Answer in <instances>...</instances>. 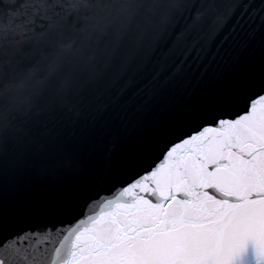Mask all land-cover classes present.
Masks as SVG:
<instances>
[{
	"label": "snow or ice",
	"instance_id": "6c2138e0",
	"mask_svg": "<svg viewBox=\"0 0 264 264\" xmlns=\"http://www.w3.org/2000/svg\"><path fill=\"white\" fill-rule=\"evenodd\" d=\"M136 15L87 103L37 117L0 149V264H235L249 242L264 264V0H142ZM213 45V75L189 71ZM60 114L123 145L55 197L69 215L94 189L93 214L70 227L8 197L24 169L56 161Z\"/></svg>",
	"mask_w": 264,
	"mask_h": 264
},
{
	"label": "clouds",
	"instance_id": "9594fccd",
	"mask_svg": "<svg viewBox=\"0 0 264 264\" xmlns=\"http://www.w3.org/2000/svg\"><path fill=\"white\" fill-rule=\"evenodd\" d=\"M141 2L23 0L12 12L4 5L16 0H0V149L27 134L37 117L56 109H80L81 97L138 26ZM70 16L76 23H69ZM74 165L80 166L63 154L38 170L44 175Z\"/></svg>",
	"mask_w": 264,
	"mask_h": 264
},
{
	"label": "water",
	"instance_id": "95a60500",
	"mask_svg": "<svg viewBox=\"0 0 264 264\" xmlns=\"http://www.w3.org/2000/svg\"><path fill=\"white\" fill-rule=\"evenodd\" d=\"M22 3L23 0H16V3L4 5V7L10 9L12 12H17ZM23 19L22 15L18 17L20 21ZM69 23H76L74 17H69ZM220 39H223V37ZM231 43L230 37L228 45H225V47L231 45ZM215 52L216 47L213 45L203 62L198 66L193 63L189 71L194 72L195 75H199L205 70V66L208 65L205 76L206 78L212 76L216 63L213 60ZM210 61H212L211 65L209 64ZM89 99L88 92H85L82 103H87ZM244 106L245 100L241 98L238 107L243 109ZM58 118L62 121L58 126L61 134L56 137V146L52 152V156L53 158H58L63 154H70L75 161L79 162L80 166L55 168L50 170L46 175H41L37 171V166L32 164L19 174L15 187L8 192V197L11 201L41 204L44 206L46 214L52 215L57 226L70 227L85 219L88 215L93 214L92 210L88 208V204L92 202L88 197L90 196L92 199H98V197L95 196L94 189L89 191L86 196L81 197L75 210L69 215L57 213L54 203L55 197L57 194L66 192L74 186L91 181L100 162L107 156H111L113 159L119 158L123 145L120 142L114 141L112 132L92 125L83 117L73 121L70 115L60 114ZM69 147L71 151L67 150ZM59 149H64V151L61 152ZM155 163H159V160H156ZM154 166L155 164L151 165V167ZM151 167H144L142 170H138V175H143L145 170L150 171ZM138 175L132 174L128 182L138 178ZM104 187L108 188L110 185L106 184ZM101 195L107 196L110 193L104 191L101 192ZM94 210L98 211V208ZM61 221H63V224H61ZM47 228H49V225L46 222H41L30 228H25L24 231L43 232ZM235 264H258L255 247L251 242L245 246L241 254L236 258Z\"/></svg>",
	"mask_w": 264,
	"mask_h": 264
}]
</instances>
